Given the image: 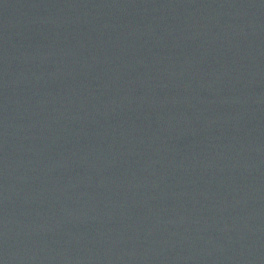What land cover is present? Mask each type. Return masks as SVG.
<instances>
[{"label": "water", "instance_id": "1", "mask_svg": "<svg viewBox=\"0 0 264 264\" xmlns=\"http://www.w3.org/2000/svg\"><path fill=\"white\" fill-rule=\"evenodd\" d=\"M0 264H264V0H0Z\"/></svg>", "mask_w": 264, "mask_h": 264}]
</instances>
